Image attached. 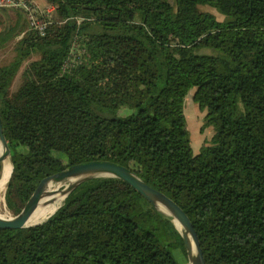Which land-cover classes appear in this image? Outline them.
Instances as JSON below:
<instances>
[{
    "label": "trees",
    "instance_id": "trees-1",
    "mask_svg": "<svg viewBox=\"0 0 264 264\" xmlns=\"http://www.w3.org/2000/svg\"><path fill=\"white\" fill-rule=\"evenodd\" d=\"M47 2L57 18L46 35L19 7L25 17L0 29V48L17 38L0 64L10 207L48 174L112 159L184 208L206 264H264V0ZM193 87L214 125L196 153L184 109ZM173 218L127 180L91 176L42 222L0 227V264H181Z\"/></svg>",
    "mask_w": 264,
    "mask_h": 264
},
{
    "label": "water",
    "instance_id": "water-1",
    "mask_svg": "<svg viewBox=\"0 0 264 264\" xmlns=\"http://www.w3.org/2000/svg\"><path fill=\"white\" fill-rule=\"evenodd\" d=\"M0 101H1V97H0ZM0 143L4 147L3 151L0 152V161H2L11 155V149L8 140L6 138V135L4 133L1 115H0ZM12 170H13V166H12ZM98 175L117 176L127 180L131 185H133L137 190H139L159 209L172 215L174 217L173 219L175 223H176L175 218H177L182 224V228H179L178 224L176 223L177 227L181 230V233L184 237L188 257L191 264H206L199 235L190 216L187 214L184 208L178 202H176L171 196L166 194L164 191L146 182L130 167L120 162L114 161L112 159L96 158V159L83 160L77 163H72L67 167H65L64 169H61L59 171L44 176L39 181L34 191L30 195L29 199L25 203L24 207L18 214L11 217L0 215V227L18 228V227H24L31 224L42 222L43 220L35 223L27 224V221L29 220L35 208L37 207L41 198L43 196L54 193L53 189L48 188L51 182L53 181L60 182L63 180H69V183L64 188L60 189V191L64 193V198H65L79 182H81L82 180L88 177L98 176ZM51 214H49L47 218Z\"/></svg>",
    "mask_w": 264,
    "mask_h": 264
},
{
    "label": "rangeland",
    "instance_id": "rangeland-1",
    "mask_svg": "<svg viewBox=\"0 0 264 264\" xmlns=\"http://www.w3.org/2000/svg\"><path fill=\"white\" fill-rule=\"evenodd\" d=\"M40 5L45 6L48 4L47 0H37ZM200 9L203 11H208L217 17L219 20H223L225 18V15L221 13L215 6L210 5V4H200L199 5ZM23 12L20 9H17L15 7H10V8H0V29L5 27L9 23H13L18 16H20ZM24 16V14H23ZM25 17V16H24ZM56 14L53 16V21H56ZM27 26V23H25ZM198 33L201 35L204 33V26L201 24L198 27ZM17 38L10 40L7 42L4 46L0 48V64H4L9 62L15 54V41ZM201 50H209L208 48H202ZM80 52H78L75 55V57L80 56ZM188 52L182 53V55H187ZM40 54L36 53L33 54L30 58H28L22 67L20 68L19 72L15 76L12 85L10 87V92L13 93L15 92L20 84L23 81V71L25 67L29 64L31 60L34 58H37ZM194 92H195V87L191 88L188 95L186 96L185 103H184V109H185V114H186V120H187V127L189 130V136L191 138V144L193 147L194 152H198L204 144L208 143L210 141L211 136L214 133V125L213 124H208L204 125L205 121V114L206 110H202L197 101L194 98ZM10 162L11 165L13 166V161L11 158V155L5 158L4 160L1 161V166H0V180L5 176L6 172V164L5 162ZM12 173V172H11ZM10 178V177H9ZM9 180V179H8ZM52 184H55L56 186L58 185L60 189L64 188L68 183L69 180H63L60 182H51ZM7 186H8V181L5 183L4 186L0 187V213L3 214L6 217H11L15 216L18 214L22 208L24 207V204L15 199L13 200L14 205L10 207L7 199ZM63 202V198L60 197L58 206ZM23 204V205H22ZM20 207V211H17V208ZM47 218V217H46ZM44 220V219H43ZM178 224V223H177ZM180 225L178 224V227ZM179 228H182L181 226ZM181 260V264H191L189 257L187 261H183V258L179 257Z\"/></svg>",
    "mask_w": 264,
    "mask_h": 264
},
{
    "label": "built area",
    "instance_id": "built-area-1",
    "mask_svg": "<svg viewBox=\"0 0 264 264\" xmlns=\"http://www.w3.org/2000/svg\"><path fill=\"white\" fill-rule=\"evenodd\" d=\"M0 7L21 8L28 20L29 28L36 30L42 36L46 35L55 14L54 4L42 6L37 0H0Z\"/></svg>",
    "mask_w": 264,
    "mask_h": 264
},
{
    "label": "bare ground",
    "instance_id": "bare-ground-1",
    "mask_svg": "<svg viewBox=\"0 0 264 264\" xmlns=\"http://www.w3.org/2000/svg\"><path fill=\"white\" fill-rule=\"evenodd\" d=\"M3 148H4L3 145L0 143V152L3 151ZM5 164H6V172H5V176L0 180V187L5 185V183L8 181L11 175V172H12L11 163L6 161ZM48 188L53 189L54 193L43 196L41 198L37 207L35 208L29 220L27 221V224L35 223V222L42 221L43 219H45L49 214H51L58 207L60 197L64 199V193L60 191V188L58 185L56 186L55 184L50 183ZM0 215L4 216L1 213ZM175 221L182 227L181 222L177 218H175Z\"/></svg>",
    "mask_w": 264,
    "mask_h": 264
}]
</instances>
